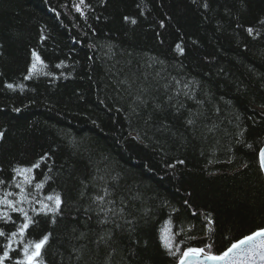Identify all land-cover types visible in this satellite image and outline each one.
Instances as JSON below:
<instances>
[{
	"label": "trees",
	"instance_id": "obj_1",
	"mask_svg": "<svg viewBox=\"0 0 264 264\" xmlns=\"http://www.w3.org/2000/svg\"><path fill=\"white\" fill-rule=\"evenodd\" d=\"M85 3L0 0V195L45 157L37 198L63 201L5 264L48 233L44 264H176L166 222L215 253L264 228V0ZM33 51L47 67L25 79Z\"/></svg>",
	"mask_w": 264,
	"mask_h": 264
},
{
	"label": "snow or ice",
	"instance_id": "obj_2",
	"mask_svg": "<svg viewBox=\"0 0 264 264\" xmlns=\"http://www.w3.org/2000/svg\"><path fill=\"white\" fill-rule=\"evenodd\" d=\"M73 7L81 17L85 16L83 11L84 8L88 7L85 0H73ZM207 7V5H205ZM126 22L130 20L129 17L124 18ZM132 24L136 23L135 19H131ZM264 23V21H261ZM163 27V25H161ZM249 35H252L253 29H247ZM177 50L182 52L180 45H177ZM38 65L41 68H46L47 65L41 61L40 56L33 51L32 52V64L28 69V79L30 76L37 74ZM59 67V65H57ZM8 88H12L11 84L7 85ZM3 134L0 133V137ZM45 157H41L40 161L35 162L30 167H15L13 168L14 176L12 178V186L19 189L18 193L5 190L0 195V206H3L6 210H0V221L3 223L16 224V221L12 219L11 213H19L22 222L16 226V230L10 234L7 233L3 228H0V237L5 238L8 243L3 245V253L0 254V264H5V261L11 257L10 251L13 249L12 243L19 242L16 238H26L29 234L31 226L38 223L35 217L43 216H57L61 214V205L63 203L61 195L53 190L52 193L37 198L38 194L44 189L46 181H37L33 174L34 169H38L41 166L42 161ZM182 163V161H181ZM258 163L259 170L264 172V148H260L258 151ZM16 177H23L22 181H17ZM5 183L4 180L0 179V185ZM31 189V191H29ZM16 196V199H9V197ZM104 197L98 196L94 202L103 201ZM50 202V203H49ZM38 203L39 208L31 207L32 215H29V209H26L22 205ZM187 203V202H186ZM55 223V220H52ZM169 222H166V225ZM212 220L208 219V224H211ZM162 229L161 244L172 256L177 257V264H264V228H259L250 234L243 235L242 238L236 239L230 243L223 251L215 253L211 250V245H205L204 247L187 246L181 250L180 244L175 242V236H165L163 232L167 230L169 233L170 229ZM179 235V233L175 234ZM50 233L44 234L40 239H27V243L24 244L21 252L22 258L16 259L14 264H44L42 258V250L48 244ZM103 239V238H101ZM195 239V237H191ZM179 254V255H178Z\"/></svg>",
	"mask_w": 264,
	"mask_h": 264
},
{
	"label": "rangeland",
	"instance_id": "obj_3",
	"mask_svg": "<svg viewBox=\"0 0 264 264\" xmlns=\"http://www.w3.org/2000/svg\"><path fill=\"white\" fill-rule=\"evenodd\" d=\"M263 145H264V144H263ZM263 145H262V146H263ZM258 166H259V163H258ZM260 172H261V171H260ZM261 174H262V172H261ZM262 176H263V175H262ZM263 179H264V178H263ZM164 235H165V236H170V234H169V232H168L167 230H166V232L164 233ZM176 264H177V263H176Z\"/></svg>",
	"mask_w": 264,
	"mask_h": 264
},
{
	"label": "water",
	"instance_id": "obj_4",
	"mask_svg": "<svg viewBox=\"0 0 264 264\" xmlns=\"http://www.w3.org/2000/svg\"><path fill=\"white\" fill-rule=\"evenodd\" d=\"M261 148H264V145ZM262 175H263V178H264V172H262Z\"/></svg>",
	"mask_w": 264,
	"mask_h": 264
}]
</instances>
